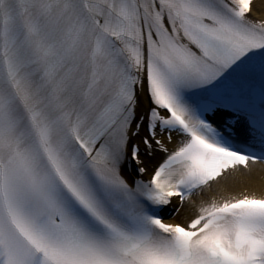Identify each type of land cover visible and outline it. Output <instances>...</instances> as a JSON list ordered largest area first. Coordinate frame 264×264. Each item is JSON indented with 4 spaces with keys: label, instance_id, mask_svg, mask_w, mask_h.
Segmentation results:
<instances>
[{
    "label": "snow or ice",
    "instance_id": "1",
    "mask_svg": "<svg viewBox=\"0 0 264 264\" xmlns=\"http://www.w3.org/2000/svg\"><path fill=\"white\" fill-rule=\"evenodd\" d=\"M264 0H0V264H264Z\"/></svg>",
    "mask_w": 264,
    "mask_h": 264
},
{
    "label": "bare ground",
    "instance_id": "2",
    "mask_svg": "<svg viewBox=\"0 0 264 264\" xmlns=\"http://www.w3.org/2000/svg\"><path fill=\"white\" fill-rule=\"evenodd\" d=\"M255 171H256V177H257V180L259 181L260 178H261V176H264V172H261V171L256 170V169H255Z\"/></svg>",
    "mask_w": 264,
    "mask_h": 264
}]
</instances>
